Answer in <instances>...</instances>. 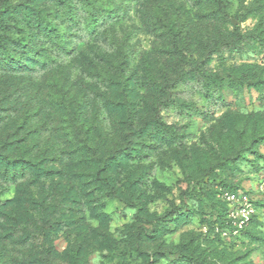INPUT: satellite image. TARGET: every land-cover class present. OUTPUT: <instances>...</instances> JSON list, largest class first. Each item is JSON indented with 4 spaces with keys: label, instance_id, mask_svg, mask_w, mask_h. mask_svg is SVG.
Returning a JSON list of instances; mask_svg holds the SVG:
<instances>
[{
    "label": "rangeland",
    "instance_id": "1",
    "mask_svg": "<svg viewBox=\"0 0 264 264\" xmlns=\"http://www.w3.org/2000/svg\"><path fill=\"white\" fill-rule=\"evenodd\" d=\"M65 5L0 0V47L19 53L15 65L38 69L23 78L54 75V67L49 73L33 64L42 63L41 51L46 62L63 64L71 88H98L89 118L103 130L100 144L111 137L113 123L102 101L114 103L123 91L89 76L94 63L115 59L111 72L128 78L122 97L133 96L128 86L134 80L138 97L152 102L141 81L144 62L168 89L143 117L153 125L145 143L133 136L129 154L111 161L117 170L100 202L102 221L86 213L90 228L76 238L65 226L70 212L60 205L62 216L50 218L62 220L60 230L47 239L44 227L36 229L32 247L20 251L21 264H264V85H258L264 81V0H74L67 14ZM25 6L46 11L50 23L60 24L66 52L77 51L61 58L49 38L28 27ZM171 31H182L177 42L169 40ZM238 69L250 77L246 84L236 80ZM4 109L0 87V121ZM4 175L0 171V204L15 197ZM230 191L254 201L255 221L238 235L225 213Z\"/></svg>",
    "mask_w": 264,
    "mask_h": 264
},
{
    "label": "trees",
    "instance_id": "2",
    "mask_svg": "<svg viewBox=\"0 0 264 264\" xmlns=\"http://www.w3.org/2000/svg\"><path fill=\"white\" fill-rule=\"evenodd\" d=\"M72 1L51 0V3L58 8L66 4L67 14L71 12ZM39 7L25 6L23 19L30 25L28 27L35 28L42 39L49 38L53 42L50 48L59 50L61 58L72 56L77 50L69 53L72 50L67 49L66 52L60 24L50 23L46 11L42 12ZM181 32L170 34L171 43L177 42ZM17 43L23 45L24 42L17 40ZM41 53L38 52L37 56L42 63L34 60L33 64L43 65L40 70L49 67V73L53 72L54 67V75L27 79L22 77L24 73L33 75L38 69L27 70L15 65L20 64L17 59L19 53H11L4 45L0 47L1 60H13L5 66L0 61V87L3 88L5 102V115L0 121L3 124L0 131V171L5 173L3 178L15 187V197L0 204V264H21L20 251L23 247H32L34 232L40 230V226L44 227L42 236L47 239L51 230L53 234L60 230L58 226L62 220H50L54 215L62 216L60 205L70 212L64 219L65 226L78 234L76 238L81 232L88 231L86 213L91 220L102 221L104 215L100 202L110 195L112 182L109 179L117 170L109 167L111 161L118 158L117 154H129L128 149L134 143L133 136L137 135L140 143H145L144 137L152 133L150 128L153 125L143 117L156 105L160 106L162 102L158 98L165 97L168 89L153 78L144 62L141 81L145 90L151 93L152 102L138 97L136 90L132 89L137 86L134 80L128 86L133 96L122 97L128 78L120 71L111 72L116 65L115 59H108V63L100 62L103 65L94 63L93 69L87 70L89 76H98L102 81L109 82L110 86H118V90L123 91L114 103L102 101L106 111L111 110L108 112L113 115V123L109 127L111 137L100 144L102 137L99 133L103 130L99 129V132L98 126H95L98 119L89 118V110L96 109V103L91 104L90 96L99 92L98 88H71L63 72V64H55L54 61L48 63ZM59 71H62L61 78H58ZM241 71L238 69L234 76L240 83L246 84L250 77H244L243 74L247 73L242 74ZM258 85L263 86L264 81H259ZM93 135L98 138L92 139ZM105 146L109 150L107 148L103 152ZM228 209V205L225 206L226 217ZM255 216L256 213L250 224L254 223Z\"/></svg>",
    "mask_w": 264,
    "mask_h": 264
},
{
    "label": "built area",
    "instance_id": "3",
    "mask_svg": "<svg viewBox=\"0 0 264 264\" xmlns=\"http://www.w3.org/2000/svg\"><path fill=\"white\" fill-rule=\"evenodd\" d=\"M262 184V191L264 192V182ZM224 199L229 208L227 219L231 225V232L238 235L248 226L255 213L254 201L243 192H225Z\"/></svg>",
    "mask_w": 264,
    "mask_h": 264
}]
</instances>
